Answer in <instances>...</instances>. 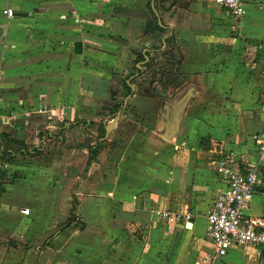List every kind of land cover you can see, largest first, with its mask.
<instances>
[{
	"label": "crops",
	"instance_id": "crops-1",
	"mask_svg": "<svg viewBox=\"0 0 264 264\" xmlns=\"http://www.w3.org/2000/svg\"><path fill=\"white\" fill-rule=\"evenodd\" d=\"M147 2L0 0V133L42 145L0 161V264H208L207 215L224 188L217 153L253 155L264 129V0H244L238 20L214 0H161L176 85L166 84L164 101L134 86L87 166L98 126L121 101L109 95L111 77L130 75L136 52L158 44L145 27ZM60 128L61 141L39 136ZM263 161L252 216H264ZM75 184L83 224L26 247L64 224ZM157 209L190 218L167 224ZM211 264H264V248L232 247Z\"/></svg>",
	"mask_w": 264,
	"mask_h": 264
},
{
	"label": "built area",
	"instance_id": "built-area-1",
	"mask_svg": "<svg viewBox=\"0 0 264 264\" xmlns=\"http://www.w3.org/2000/svg\"><path fill=\"white\" fill-rule=\"evenodd\" d=\"M235 20L245 13L244 0H214ZM4 14L12 17L13 11ZM256 149L253 155L240 154L234 150L217 153L215 170L224 184L216 196L206 220V241L211 247L208 264L224 257L232 247L261 246L264 248V216L246 213L258 191L264 158V129L253 137ZM155 215L175 224L189 215L169 209H157Z\"/></svg>",
	"mask_w": 264,
	"mask_h": 264
},
{
	"label": "trees",
	"instance_id": "trees-1",
	"mask_svg": "<svg viewBox=\"0 0 264 264\" xmlns=\"http://www.w3.org/2000/svg\"><path fill=\"white\" fill-rule=\"evenodd\" d=\"M161 0H155V8H159V2ZM170 3H174L176 0H167ZM151 0H148L147 7L149 16L146 19L145 27L146 29L153 34L155 38H157L158 44L151 49L149 48L144 53L142 49L136 52V59L135 63L143 62L145 57H148L146 63L143 64L142 68H137L136 65L133 66V71L125 78L118 77L117 75H113L111 77V82L113 81L116 83V86L109 87V95L113 100H117L121 98V101L114 105L115 111L121 109L123 105V99L131 93V85L135 86L138 84L143 85L148 89V95L153 97H158L161 101L167 99V92H166V84L167 85H176L173 79L174 74V66L177 62L176 56L172 53L171 42L172 36L169 35V29L165 26H161L158 24L157 17L151 9ZM167 36L165 40H163L164 36ZM163 43H165L164 49L162 48ZM155 52L153 55L151 52ZM159 56L164 57L166 59L167 64L169 66L168 69H165V66L160 65ZM149 76V80L147 82L137 81L141 76L146 75ZM130 79V80H129ZM129 80V81H128ZM164 84V85H162ZM138 89V88H137ZM138 92V91H136ZM140 93V92H138ZM78 122H82L83 125L88 124L86 120H79ZM63 129L60 128L56 131V133L42 131L39 133V136L45 135L49 138H56L58 140H63L64 136L62 134ZM105 130L102 124L98 126V134L94 136L95 143L94 145H90L88 147V160L87 166L90 165L93 161L96 160L97 154L101 150L104 145V140H102L104 136ZM42 145H33V144H25L20 142L9 134L0 133V161L5 163L12 160L18 154L23 156H36L41 153ZM6 172L3 167H0V195L4 191L2 185V178L5 176ZM79 201L76 197H73L71 207L69 210V218L64 222L67 226L74 224H83L78 217L76 216L75 212L77 210ZM8 244L17 245L15 241H8Z\"/></svg>",
	"mask_w": 264,
	"mask_h": 264
},
{
	"label": "water",
	"instance_id": "water-1",
	"mask_svg": "<svg viewBox=\"0 0 264 264\" xmlns=\"http://www.w3.org/2000/svg\"><path fill=\"white\" fill-rule=\"evenodd\" d=\"M154 1L155 0H151V9L152 11L154 12V14L156 15L157 17V21H158V24L162 26V22H161V19L159 17V14L157 12V9L155 8V5H154ZM168 35L164 36L163 40H165V38H167ZM165 45V43H163ZM148 60V57L146 56L145 57V60L142 62V63H146ZM142 63H138L137 64V68H142ZM131 93L126 96L123 100V105L121 107V109H119L115 116L111 119V121L109 123L106 124L105 126V135L103 138H105L107 136V134L113 129V126L117 123V121L119 120V116L120 114L123 112V110L125 109L126 105H127V102H128V99L133 95L134 93V86L131 85ZM102 138V139H103ZM66 225L65 224H61V225H58L52 229H50L49 231L41 234L36 240L34 241H31L29 242L26 247L28 248H41L45 245V243L50 239L52 238L53 236L56 235V233H58L59 231H61ZM186 226H191V224L188 222L186 224Z\"/></svg>",
	"mask_w": 264,
	"mask_h": 264
},
{
	"label": "rangeland",
	"instance_id": "rangeland-1",
	"mask_svg": "<svg viewBox=\"0 0 264 264\" xmlns=\"http://www.w3.org/2000/svg\"><path fill=\"white\" fill-rule=\"evenodd\" d=\"M164 49V48H163ZM142 79V82H147L148 80H149V76H147V74L146 75H143V78H141ZM139 83V82H138ZM137 83V85H136V91H138V92H140V93H145V94H148V89L146 88V87H143V85H140V84H138ZM138 88V89H137ZM264 162V161H263ZM79 187V185H77V184H75V185H73L72 186V195H71V198H70V207H71V203H72V200H73V197H74V195H76L77 193H76V188H78ZM69 218V217H68ZM67 218V219H68ZM66 219V220H67ZM65 220V221H66ZM64 221V222H65ZM61 224V223H60ZM30 240H26L25 242H23V243H28ZM7 245V244H6ZM5 244L4 245H2V242H0V250L2 249V247H3V249L2 250H4L7 246H6ZM26 249V248H25Z\"/></svg>",
	"mask_w": 264,
	"mask_h": 264
}]
</instances>
